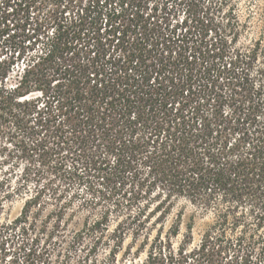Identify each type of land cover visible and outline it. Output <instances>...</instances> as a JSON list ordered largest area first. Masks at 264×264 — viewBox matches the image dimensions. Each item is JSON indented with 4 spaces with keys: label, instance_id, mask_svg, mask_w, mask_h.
<instances>
[{
    "label": "trees",
    "instance_id": "obj_1",
    "mask_svg": "<svg viewBox=\"0 0 264 264\" xmlns=\"http://www.w3.org/2000/svg\"><path fill=\"white\" fill-rule=\"evenodd\" d=\"M234 16L231 0H0V211L24 198L0 264H36L37 225L66 264H117L128 233L129 264H264V54ZM56 179L102 209L71 235ZM188 205L212 222L175 244Z\"/></svg>",
    "mask_w": 264,
    "mask_h": 264
},
{
    "label": "rangeland",
    "instance_id": "obj_2",
    "mask_svg": "<svg viewBox=\"0 0 264 264\" xmlns=\"http://www.w3.org/2000/svg\"><path fill=\"white\" fill-rule=\"evenodd\" d=\"M231 5L234 10V15L238 18V20H236L238 24H236L235 27L239 31L240 42L248 47L251 46L250 44L260 42L261 53L264 54V0H231ZM21 173L22 170L18 171V176ZM15 180L17 181V179ZM53 184L59 189V195H65L64 197L66 198L63 200L64 202L72 199L75 204V212H69L65 220L68 226L63 227V230L67 231L64 235H71L73 232L80 231L83 228V223L86 219L93 220L102 212L101 206H95L96 200L94 194L91 193L87 186H82L78 180L70 183V181L56 179ZM35 185V181L32 180L29 184L32 191H34V187H36ZM23 206L24 198L21 197L7 202L4 209L0 211L2 212L0 213L1 223L6 224L8 221L19 217ZM174 217L175 215L171 217L165 227H157L156 229L159 230L162 228L163 232L167 233L174 224H172ZM180 222V234L174 239V243L178 244L182 242L185 237L188 236L189 227H191L193 244L196 245L199 243L207 226L212 222V217L196 213V209L188 205ZM35 227H37V229L31 235L30 242L32 243L33 240L40 239V242L35 248H37L38 251H42V255L37 259L36 264H66V250L64 248L63 250L57 249L52 243L47 241V234H43V225H37ZM116 228V224L113 223L110 230L112 231ZM64 231H62V233ZM156 234L157 232H154L153 236ZM89 242L90 241H87V244ZM142 243L143 240L141 239L135 245L133 235L128 233L125 237L123 249L118 256L117 264H129L131 259L133 260V258H135L137 250ZM130 249L132 250L130 251ZM45 251H47V254L44 253ZM106 255L107 251L101 250L99 260L104 261ZM83 258L84 253L79 252L74 256L73 260L68 263L84 264L82 261ZM141 258H144V255H142ZM20 264H23V259L20 261Z\"/></svg>",
    "mask_w": 264,
    "mask_h": 264
}]
</instances>
